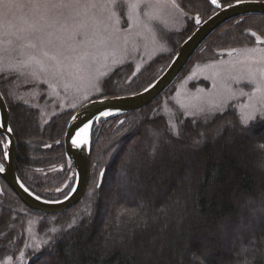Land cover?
<instances>
[{"label":"trees","instance_id":"16d2710c","mask_svg":"<svg viewBox=\"0 0 264 264\" xmlns=\"http://www.w3.org/2000/svg\"><path fill=\"white\" fill-rule=\"evenodd\" d=\"M185 2L199 19L187 18L183 30L168 35L171 52L141 72L111 74L95 98L143 90L216 11L210 0ZM253 32L264 36V15L229 21L205 40L183 73L194 60L204 63L222 49L252 44ZM13 81L0 76L17 145L16 173L37 196L63 198L75 180L64 134L76 108L43 122L38 108L15 98ZM161 97L93 124L88 188L65 212L29 209L0 177L8 192L0 193V262L24 252L25 264H264V116L245 127L228 106L205 116L177 113L172 127L160 112ZM27 212L39 217V249H28Z\"/></svg>","mask_w":264,"mask_h":264},{"label":"rangeland","instance_id":"374dc122","mask_svg":"<svg viewBox=\"0 0 264 264\" xmlns=\"http://www.w3.org/2000/svg\"><path fill=\"white\" fill-rule=\"evenodd\" d=\"M183 4L184 0H175L174 4L154 3L150 9H146L157 17V21L150 25L148 30L142 31L139 36L136 35V29H133L126 45L121 44L116 49L103 50L105 55L95 65L93 78L87 75L71 77L67 73L40 71L38 68L35 69V75H32L34 70L32 67L13 70L12 64L17 57L7 51L0 52V67L4 69L0 72V76L14 80L17 90L15 98L26 105L38 108L44 122L56 113L77 109L83 103L104 94V82L111 74L120 71L130 73L131 70L141 72L159 55L170 53L171 44L168 35L171 32L183 30L187 25V18L195 21L199 19L197 16L199 11L191 10L192 8H189L186 2L185 5ZM123 11L126 12L127 9ZM116 27L121 30L119 35L123 37L128 28V22L124 16H121L120 23ZM255 37L252 44L222 49L213 60L204 63L194 60L185 73H183L184 70L181 72L176 81L165 91L166 93L160 96V112L169 116L172 127L176 126L177 113L180 112L188 116H205L232 106L242 121L244 113L249 111L248 105L256 104L260 109L261 94L254 92L255 85L248 83L253 72L259 80L258 69L264 67V60H262L264 51H261L264 50V36L258 34L259 40L257 35ZM156 66L159 67V65ZM261 110L264 111V109ZM137 115L133 118H137ZM259 115L258 111L256 117ZM6 187L0 178L2 195L6 194ZM27 214L29 215L26 224L28 249H39L43 244L36 230L39 217L28 212ZM27 260L26 253L21 252L17 257L4 258L0 264H25Z\"/></svg>","mask_w":264,"mask_h":264},{"label":"snow or ice","instance_id":"6c2138e0","mask_svg":"<svg viewBox=\"0 0 264 264\" xmlns=\"http://www.w3.org/2000/svg\"><path fill=\"white\" fill-rule=\"evenodd\" d=\"M169 2L174 4L175 0H0V52L7 51L17 57L12 64L13 70L32 67V75L38 68L67 73L71 77L87 75L93 78L95 65L105 55L103 50L126 45L133 29L137 36L148 30L157 17L146 9L154 3L166 5ZM212 3L216 4L217 0ZM121 16L128 22L123 37L116 27ZM3 71L0 67V72ZM258 71L259 80L253 72L248 83L255 85L254 92L261 94L260 109L256 104L248 105L249 111L242 117L245 127L256 118L258 111L264 116L261 110L264 109V67ZM2 171L4 167L0 164Z\"/></svg>","mask_w":264,"mask_h":264},{"label":"water","instance_id":"95a60500","mask_svg":"<svg viewBox=\"0 0 264 264\" xmlns=\"http://www.w3.org/2000/svg\"><path fill=\"white\" fill-rule=\"evenodd\" d=\"M210 1L212 3V0ZM212 5L216 11L196 25L193 32L179 45L166 68L147 87L129 95L92 99L74 111L66 126L64 146L75 170V180L71 190L63 198L56 200L42 198L27 189L20 181L15 169L16 140L12 131H8L10 113L0 92V135L6 137L4 171L0 172V177L26 207L44 214H58L77 205L85 195L89 184L93 124L154 102L176 81L195 52L217 29L240 17L264 15V0H237L223 6L217 0V3ZM104 112L110 114L101 115Z\"/></svg>","mask_w":264,"mask_h":264},{"label":"flooded vegetation","instance_id":"af4514ba","mask_svg":"<svg viewBox=\"0 0 264 264\" xmlns=\"http://www.w3.org/2000/svg\"><path fill=\"white\" fill-rule=\"evenodd\" d=\"M6 142V137L0 135V164L4 165V144Z\"/></svg>","mask_w":264,"mask_h":264}]
</instances>
